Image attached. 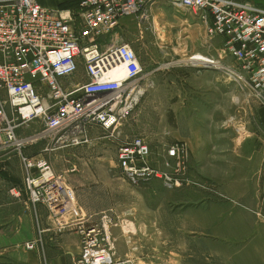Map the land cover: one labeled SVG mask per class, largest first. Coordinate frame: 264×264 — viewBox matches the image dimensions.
I'll return each mask as SVG.
<instances>
[{"label": "crops", "instance_id": "0c3cea01", "mask_svg": "<svg viewBox=\"0 0 264 264\" xmlns=\"http://www.w3.org/2000/svg\"><path fill=\"white\" fill-rule=\"evenodd\" d=\"M38 1L59 8L70 0ZM247 1L264 7V0ZM146 12V19H122L120 35L132 33L148 45L156 43L158 54L176 59L183 68L181 75L188 71L197 77L191 57L214 55L222 47V38L206 41L199 34L200 24L165 2L148 6ZM157 71L144 73L143 83L149 84ZM242 93L245 96L230 101L227 91H216L207 99L211 106L204 117L202 111L192 114L183 109L186 102L180 100L174 136L188 143L191 155L182 185L171 188L159 180L133 186L122 174L117 147L114 151L107 142L129 137L123 132L129 121L121 127L120 139L96 129L88 143L59 147L52 137L42 136L40 120L18 118L1 88L0 129L11 123L16 135L28 143L22 151L0 149V264H74L80 253L76 230L62 229L60 219L44 205L30 204L24 192L16 195L24 178L36 172L27 168L23 156L51 162L74 188V207L102 228L106 245L117 258L141 264H264V224L257 211L264 192V161L257 139L263 109L260 98ZM230 104L237 107L234 113ZM231 118L250 123L252 136L239 141L237 127L228 125ZM108 152H114L110 159ZM33 241L35 247L27 249Z\"/></svg>", "mask_w": 264, "mask_h": 264}, {"label": "built area", "instance_id": "2783aa9c", "mask_svg": "<svg viewBox=\"0 0 264 264\" xmlns=\"http://www.w3.org/2000/svg\"><path fill=\"white\" fill-rule=\"evenodd\" d=\"M159 1L200 24L207 40H223L218 57L206 55L198 63L194 55L190 66L220 70L247 95L264 96V7L256 3L80 0L74 8L59 9L38 0H0V89L6 90L13 112L22 121L40 120L42 136L52 137L59 147L88 143L96 129L120 136L147 88L140 56L131 43L119 39L120 22L129 16L146 19L147 7ZM122 66L125 73L117 76ZM15 128L10 123L0 129V149L22 151L28 143ZM116 155L133 186L159 180L175 188L182 185L191 153L184 140L155 147L145 136L134 135L122 140ZM22 161L36 172L24 178L16 195L24 192L30 204L44 205L60 219L62 229L79 233L74 264H141L115 257L102 228L74 207V188L47 158L23 156ZM34 247V241L26 244Z\"/></svg>", "mask_w": 264, "mask_h": 264}, {"label": "rangeland", "instance_id": "374dc122", "mask_svg": "<svg viewBox=\"0 0 264 264\" xmlns=\"http://www.w3.org/2000/svg\"><path fill=\"white\" fill-rule=\"evenodd\" d=\"M254 2L255 1L252 3ZM74 3L75 2L71 0L67 1L61 4L59 9H63L66 7L65 5H73ZM125 18L126 17L122 19L124 20ZM199 28V34L207 41L202 26ZM119 39L131 43L132 47L140 56L146 74L153 69H158L156 74L151 77L149 84L147 83L146 94L130 117L129 124L123 127V132H126L125 134L129 137L142 134L148 137L150 143L155 147L160 146L163 142H173L178 139L175 138L174 133L178 130L176 114L180 106V100L186 102L182 104L183 109H189L188 112L192 110V114L202 111L201 113H203L204 117L205 111H209L208 109L211 106L207 99L215 96L216 91H224V93L227 91L230 101H232L234 97L240 96V94L245 96L244 93L240 91L239 87H237L234 82L230 81L220 70L199 67L196 68L198 69L197 77H191L188 71H185L184 74L181 75L180 72L183 68L176 63V59L174 60L172 56L165 57L162 54H158V45L156 43L148 45L147 42L145 43L143 40H140L137 35H133L132 33L124 34V32L123 38L120 36ZM220 51L221 49L219 51L214 50V56L218 57ZM202 55L206 56L207 54ZM168 63H170V65H168ZM202 73H207L211 76H203ZM212 82L217 83L216 88H212ZM260 99L261 108L263 110L261 111V125L257 139L261 148V158L264 161V96ZM230 110L234 113L237 107L234 104H230ZM243 122H237L232 118L228 122L229 127H237L235 128V135L239 141L240 138L252 136L249 129L250 123H245V120H243ZM123 135L122 137H124ZM120 143L122 142L118 141L116 143L113 142L112 139L108 140L107 145L111 146V148L116 151V147L119 146ZM113 154L114 152H108V159H110ZM262 177L264 179V167ZM257 211L261 213L260 219L264 224V192L261 199V206Z\"/></svg>", "mask_w": 264, "mask_h": 264}, {"label": "bare ground", "instance_id": "6f19581e", "mask_svg": "<svg viewBox=\"0 0 264 264\" xmlns=\"http://www.w3.org/2000/svg\"><path fill=\"white\" fill-rule=\"evenodd\" d=\"M205 55L202 54H197L195 55L192 59H197V62L200 63L202 59H205ZM125 73V68L122 66L120 68V71L117 73V76L123 75Z\"/></svg>", "mask_w": 264, "mask_h": 264}, {"label": "trees", "instance_id": "16d2710c", "mask_svg": "<svg viewBox=\"0 0 264 264\" xmlns=\"http://www.w3.org/2000/svg\"><path fill=\"white\" fill-rule=\"evenodd\" d=\"M71 1H72V2H75V3H74L73 5H71V4H69V5H65L67 8H66V7H64V8H66V9L74 8V7H76V6L78 5V3H79L80 0H77V1H76V0H75V1H74V0H71ZM64 8H63V9H64Z\"/></svg>", "mask_w": 264, "mask_h": 264}]
</instances>
